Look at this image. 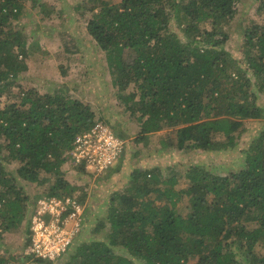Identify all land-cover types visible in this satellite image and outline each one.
Masks as SVG:
<instances>
[{
  "label": "trees",
  "instance_id": "trees-1",
  "mask_svg": "<svg viewBox=\"0 0 264 264\" xmlns=\"http://www.w3.org/2000/svg\"><path fill=\"white\" fill-rule=\"evenodd\" d=\"M242 1L86 0L75 5L78 17L90 15L86 32L105 56L119 104L139 125L138 142L168 129L174 139L163 142L165 149L230 150L238 146L245 120L264 119L252 89L264 93V0L256 7L263 23L251 21L245 29L244 59L236 60L225 47L230 35L223 26L235 18ZM27 2L45 21L57 11L40 0H0V97L12 99L0 107V264L16 259L4 247V235L25 221L30 224L40 197L85 203L87 193L77 196L78 186L66 176V155L101 118L65 86L41 94L20 83L28 59L37 53L20 28ZM174 13L181 16L183 38L170 28ZM38 26L45 31V24ZM58 34L66 55L60 69L66 75L64 63L74 61L80 47L71 33L60 29ZM13 88L19 93L14 95ZM242 152L243 168L226 176L190 167L184 189H177L183 177L177 167L134 170L128 185L112 195L106 218L91 231L97 239L73 245L64 263L264 264V254L255 251L264 242V129ZM32 184H48L49 192L31 199L27 186ZM185 200L183 215L178 205Z\"/></svg>",
  "mask_w": 264,
  "mask_h": 264
},
{
  "label": "rangeland",
  "instance_id": "rangeland-1",
  "mask_svg": "<svg viewBox=\"0 0 264 264\" xmlns=\"http://www.w3.org/2000/svg\"><path fill=\"white\" fill-rule=\"evenodd\" d=\"M86 0H40L42 4L55 8L58 12L62 11V15H58L57 11L53 13L50 20H43L42 17L35 13L31 7V3L27 2L24 11L27 13L21 22L26 35L30 40L35 42L33 48L36 49V55L28 59V70L21 75L22 86L24 89L34 88L41 94L51 92L53 89L67 87L70 95L79 98L85 103L93 105L95 111L101 118L96 123L103 124L109 128L116 136L117 132H123L128 135L125 139V149L121 157L115 164L100 176L91 174L81 167H75L71 163L70 157L66 155L67 169L66 176L73 185L78 186L77 196L87 193V199L81 204L86 205L84 210L83 229L76 239L74 245H78L84 241H94L97 236H92L91 231L106 218L107 208L112 195L117 190H122L129 183V175L136 169L148 170L159 167L166 170L168 167H177L182 170L183 177L180 180L177 189L187 187L185 180L186 171L195 165L207 167L216 174L226 176L232 172H237L243 168L244 154L243 150L249 145L251 140L264 129V119L258 121L245 120L243 126L242 138L233 149L221 150L214 152L203 151H179L175 149L163 148V142H171L174 135L168 129L162 132L148 136L143 142H138L139 125L128 113H125L123 107L119 104L116 97V90L112 86L110 74L107 71V63L103 52L97 48L95 43L86 32V18L78 17L74 11L76 4H84ZM113 4L120 3L121 0H108ZM258 3L257 0H243L238 7V14L229 22H226L223 29L229 33L230 38L226 42V49L237 60H243L244 52V35L245 29L251 21L263 23L262 17L256 14ZM181 16L174 13L170 18V28L180 38H183V32L180 27ZM64 26L62 27V22ZM183 23V22H182ZM39 24L46 25L45 31L39 28ZM185 24V23H184ZM203 28L208 25H202ZM64 30L71 33L77 39L76 45L80 50L72 58L68 65L67 74L62 73L61 59L65 58L63 54V43L59 37L58 31ZM69 40V37H65ZM75 39H70L71 46L74 45ZM30 41V42H31ZM61 53V54H60ZM67 62V61H65ZM244 66V64L242 63ZM65 67V66H64ZM246 68V66H244ZM243 68V67H242ZM255 83V80H253ZM255 93L259 96L258 103L264 108V93L259 92L256 88ZM19 93L18 88H13V94ZM11 97L6 95L0 97V107L10 103ZM217 140L225 141L223 136H218ZM15 167L12 166L11 169ZM82 169V170H81ZM76 181L79 184H76ZM30 198L37 197L48 193V184L39 186L32 184L27 186ZM46 197V196H44ZM43 198L40 197L39 199ZM38 199V200H39ZM38 202V201H37ZM33 200H30V206ZM37 205V203H36ZM35 205V207H36ZM34 207V208H35ZM33 208V209H34ZM178 210L183 215L188 212V200L178 205ZM29 223L25 221L18 229L12 233L4 235L5 249L16 257L11 264H65L70 249L65 257L56 261H43L39 263L26 253L29 246L28 232ZM74 248V247H73ZM257 248V249H256ZM255 248L258 253L264 254V242ZM74 252V250H73ZM191 261L188 264H195Z\"/></svg>",
  "mask_w": 264,
  "mask_h": 264
},
{
  "label": "built area",
  "instance_id": "built-area-1",
  "mask_svg": "<svg viewBox=\"0 0 264 264\" xmlns=\"http://www.w3.org/2000/svg\"><path fill=\"white\" fill-rule=\"evenodd\" d=\"M124 149V139L96 123L77 137L67 157L75 167L100 176L115 164ZM84 210L83 204L68 196L39 199L30 219L27 255L43 261L64 257L83 229Z\"/></svg>",
  "mask_w": 264,
  "mask_h": 264
},
{
  "label": "crops",
  "instance_id": "crops-1",
  "mask_svg": "<svg viewBox=\"0 0 264 264\" xmlns=\"http://www.w3.org/2000/svg\"><path fill=\"white\" fill-rule=\"evenodd\" d=\"M85 207H86V205H85Z\"/></svg>",
  "mask_w": 264,
  "mask_h": 264
},
{
  "label": "clouds",
  "instance_id": "clouds-1",
  "mask_svg": "<svg viewBox=\"0 0 264 264\" xmlns=\"http://www.w3.org/2000/svg\"><path fill=\"white\" fill-rule=\"evenodd\" d=\"M61 259V258H60Z\"/></svg>",
  "mask_w": 264,
  "mask_h": 264
}]
</instances>
